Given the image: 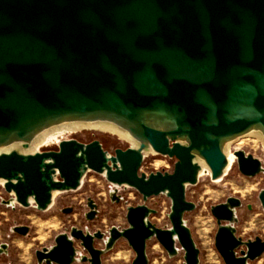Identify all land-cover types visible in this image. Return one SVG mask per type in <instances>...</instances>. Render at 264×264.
I'll return each instance as SVG.
<instances>
[{"label":"water","instance_id":"1","mask_svg":"<svg viewBox=\"0 0 264 264\" xmlns=\"http://www.w3.org/2000/svg\"><path fill=\"white\" fill-rule=\"evenodd\" d=\"M99 123L127 132L132 147L110 154L96 140L70 139L56 151L0 152V180L13 194L0 204L46 211L53 192L76 191L92 171L143 202L165 195L170 228L150 222L157 212L145 204L127 207V227H111L104 249L94 247L100 232L72 227L34 252L36 264H101L121 239L134 253L131 264H149L151 239L169 258L177 242L184 263L199 264L183 220L195 209L185 187L197 183V161L216 180L229 143L250 133L264 138V0H0V149L26 148L54 127ZM148 149L175 159L172 173L139 174ZM233 155L241 175L264 172L252 155ZM258 200L264 212V188ZM240 206L228 197L210 207L223 264L264 254V240L236 236ZM95 207L88 202V220ZM13 232L24 236L28 227ZM77 242L89 258L78 255Z\"/></svg>","mask_w":264,"mask_h":264},{"label":"rangeland","instance_id":"2","mask_svg":"<svg viewBox=\"0 0 264 264\" xmlns=\"http://www.w3.org/2000/svg\"><path fill=\"white\" fill-rule=\"evenodd\" d=\"M75 139L81 143L98 141L110 154L115 148L125 149L132 144L113 132L106 130L82 129L72 130L58 128L50 134L46 141L29 151V154L42 150H53L62 140ZM44 145V146H43ZM228 151L232 154V162L226 175L219 181H212L211 174L204 171L195 185H186L185 199L195 205L193 211L183 216L186 227L199 251V264H223L214 247V234L217 229L210 207L221 204L228 197L240 199L241 206L236 209L237 223L234 225L236 236L242 240H264V212L258 200V193L264 188V172L255 177H245L237 169L236 151H243L258 159L264 170V149L255 138L241 137L231 142ZM175 159L156 154L144 155L139 174L146 176L154 172L172 173ZM13 198L3 188L0 180V199ZM96 205L97 218L87 219L90 213L87 201ZM145 204L156 210L150 217L156 227L170 228L167 215L170 212V200L165 195H158L142 201L141 195L127 186H114L104 176L88 171L82 178L81 186L76 191L56 192L52 204L46 211H37L34 205L24 208L16 203L14 206L0 204V245L7 246L6 252L0 255V264H36L34 252L42 247L53 245L55 236L69 233L72 227L88 231L90 234L99 231L108 232L111 227L118 230L127 227L126 208ZM70 207L71 214L63 209ZM26 226L28 232L22 236L13 232L14 227ZM98 245H101L98 242ZM78 255L84 250L76 243ZM100 247V246H99ZM177 254L169 258L155 239L147 244L146 253L149 264H185L184 252L176 242ZM134 253L125 240H119L113 250L103 258V264H131ZM75 264H84L77 262ZM249 264H264V254Z\"/></svg>","mask_w":264,"mask_h":264},{"label":"bare ground","instance_id":"3","mask_svg":"<svg viewBox=\"0 0 264 264\" xmlns=\"http://www.w3.org/2000/svg\"><path fill=\"white\" fill-rule=\"evenodd\" d=\"M58 128H61V129L62 128H68V129H72V130H82V129L106 130V131L113 132V133L117 134L119 137L125 139L126 141H128L130 143H132V141H133L131 139V136L127 132H124L123 130H121L118 127L113 126V125H109V124L108 125H103L101 123H99V124H68V125H64V126L54 127V128H51V129H48V130H45V131L41 132L38 136H36L29 143L28 147H26V148H23L21 144H16V145L9 146L7 148H1L0 152H3L5 150H16L19 153L27 154L29 151L34 149L36 146L43 144L46 141L47 137L50 134H52V132L54 130H56ZM244 137L255 138L256 140H258L261 143V145H262V147L264 149V138L261 135L250 133L248 135H245ZM237 140H239V138L234 140V141H237ZM133 143L136 145L135 142H133ZM229 144L224 149V155H225L226 160H227V166L225 167V169H224V171L222 173V176L220 178L216 179V180H213L214 182L221 180L226 175V173L228 172V170L230 168L233 156L228 151ZM147 154H153V152L150 149H148L147 151L144 152V155H147ZM197 163H198V165L200 167V170H199V173H198L199 177L203 174L204 171L210 173L208 167L205 165L204 162L197 161ZM55 194H56V192L52 193V198L54 197Z\"/></svg>","mask_w":264,"mask_h":264},{"label":"flooded vegetation","instance_id":"4","mask_svg":"<svg viewBox=\"0 0 264 264\" xmlns=\"http://www.w3.org/2000/svg\"><path fill=\"white\" fill-rule=\"evenodd\" d=\"M68 140H70V139H68ZM90 142H92V141H90ZM90 142H88V143H90ZM87 144V143H86ZM128 148H130V147H127V148H125V149H122V150H126V149H128ZM115 149H117V148H115ZM114 149V150H115ZM57 150V148L56 149H53V150H46V151H56ZM8 199H0V202H6ZM91 201V199H89L88 201H87V203L88 202H90ZM4 205V204H3ZM35 208V207H34ZM63 212H66V213H69V214H71L72 212H73V209L72 208H70V207H67V208H64L63 209ZM88 216V215H87ZM92 216V218H97V215H96V211H94V213L91 215ZM96 232H99V231H96ZM94 233V232H93ZM100 235H101V239H98V240H95L94 241V247L96 248V249H98V250H101V249H104V247H105V241H106V239L108 238V232H105V233H102V232H100ZM98 242H100L101 243V245H98ZM149 242V241H148ZM148 242H147V244H148ZM53 244H54V240H53ZM100 246V247H99ZM42 248H46V247H42ZM41 248V249H42ZM40 249V250H41ZM146 249H147V245H146ZM112 250H113V248H112ZM112 250H110L108 253H110ZM35 251H37V250H35ZM108 253H106L105 255H103L102 257H101V264H103V258L108 254ZM84 256H86L87 258H89V256L87 255V253L86 252H84ZM35 257V256H34ZM84 264H88V263H84ZM117 264V263H116Z\"/></svg>","mask_w":264,"mask_h":264}]
</instances>
